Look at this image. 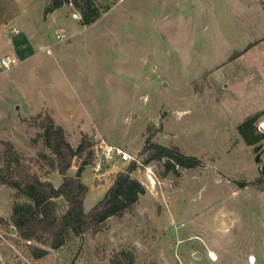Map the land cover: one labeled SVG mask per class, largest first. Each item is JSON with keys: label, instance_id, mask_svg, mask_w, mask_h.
Listing matches in <instances>:
<instances>
[{"label": "rangeland", "instance_id": "374dc122", "mask_svg": "<svg viewBox=\"0 0 264 264\" xmlns=\"http://www.w3.org/2000/svg\"><path fill=\"white\" fill-rule=\"evenodd\" d=\"M97 5L108 9L81 27L69 6L52 11L49 0H0V35L19 31L0 40V54L19 62L0 79V142L35 157L45 151L32 143L37 124L49 116L63 124L73 148L94 136L92 151L104 142L129 155V162L102 163L99 172L85 169V213L116 173L145 159L140 152L149 128L160 145L176 146L200 167L164 178L156 164L136 170L132 178L146 193L133 215L112 219L108 231L83 243L72 239L42 260L28 259L24 244L0 229V264H107L111 252L127 248L136 264H249L250 258L264 264V187L251 186L264 166V139L247 146L237 132L258 115L255 134L264 136L262 0ZM1 153L0 145V167ZM32 167L59 186L55 171ZM23 202L0 187V219ZM56 204L64 210L62 200Z\"/></svg>", "mask_w": 264, "mask_h": 264}, {"label": "trees", "instance_id": "16d2710c", "mask_svg": "<svg viewBox=\"0 0 264 264\" xmlns=\"http://www.w3.org/2000/svg\"><path fill=\"white\" fill-rule=\"evenodd\" d=\"M97 2L98 0H49V6L52 11L69 6L79 16L78 24L81 27H91L100 20L102 12L108 9L99 8ZM262 5L264 6V0ZM257 119L258 115L248 117L237 127L238 134L247 146H255L264 139L263 135L255 134ZM37 128L39 133L32 143L39 142L45 151L37 153L35 157L27 158L10 142H0V187L14 192L24 200L23 203L11 206L7 219H0V229L10 235L9 239L23 243L27 248L26 257L34 261L44 259L49 251L63 249L72 239L83 243L88 238L92 239L108 231L112 219L121 220L133 215L140 198L146 193L143 185L132 178L131 174L136 170L156 164L161 168L160 178H164L168 175L178 177L179 170L200 167L198 159L182 154L176 146L160 145L155 140L154 130L149 128L144 133L146 140L140 152V156H145V159L138 165L132 163L124 171L116 173L103 198L85 213L83 203L88 189L81 179L85 169L94 163L93 142L88 137H82L73 148L66 132L49 116L40 117ZM259 149L260 146H257L254 151ZM74 162L77 164L76 171L71 177L68 172ZM39 163L57 173L60 180L58 187L33 171V164ZM251 186L264 187V166ZM57 200L64 203V210L61 212L57 207ZM106 262L136 264V255L133 249H119L111 252Z\"/></svg>", "mask_w": 264, "mask_h": 264}, {"label": "built area", "instance_id": "2783aa9c", "mask_svg": "<svg viewBox=\"0 0 264 264\" xmlns=\"http://www.w3.org/2000/svg\"><path fill=\"white\" fill-rule=\"evenodd\" d=\"M19 35V31L12 29L11 31H6L1 36L6 40L10 37ZM19 65L18 60L10 55H0V78L11 72ZM94 163L93 167L96 172L101 170L100 166L102 163H112L114 161L129 162L131 160L130 156L119 148L105 144L104 142L96 145L93 149ZM151 179V177H149Z\"/></svg>", "mask_w": 264, "mask_h": 264}, {"label": "water", "instance_id": "95a60500", "mask_svg": "<svg viewBox=\"0 0 264 264\" xmlns=\"http://www.w3.org/2000/svg\"><path fill=\"white\" fill-rule=\"evenodd\" d=\"M94 140H95V137H94V136L90 137V141H91V142H94ZM254 161H255V163H259V155H257V156L255 157V160H254ZM11 233H12V236L15 235L14 229H12ZM196 258H197V257H196Z\"/></svg>", "mask_w": 264, "mask_h": 264}, {"label": "bare ground", "instance_id": "6f19581e", "mask_svg": "<svg viewBox=\"0 0 264 264\" xmlns=\"http://www.w3.org/2000/svg\"><path fill=\"white\" fill-rule=\"evenodd\" d=\"M262 128H264V124H263ZM209 258L211 259L212 262H214L216 260L215 256L212 253L209 254ZM249 264H253V258H250Z\"/></svg>", "mask_w": 264, "mask_h": 264}, {"label": "crops", "instance_id": "0c3cea01", "mask_svg": "<svg viewBox=\"0 0 264 264\" xmlns=\"http://www.w3.org/2000/svg\"><path fill=\"white\" fill-rule=\"evenodd\" d=\"M11 38V37H10ZM9 38V39H10ZM1 39H4V40H6L3 36H1ZM0 39V40H1ZM9 39H7V40H9ZM10 48H12V46L10 47ZM0 55H8V54H0ZM1 79V78H0ZM57 125H59V126H61L62 128H63V130L65 131V128H64V126H63V124H57ZM66 132V131H65Z\"/></svg>", "mask_w": 264, "mask_h": 264}]
</instances>
